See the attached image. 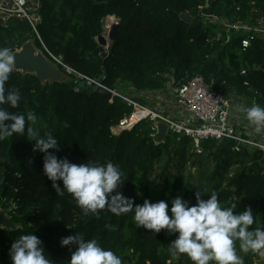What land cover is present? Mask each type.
<instances>
[{
  "label": "trees",
  "instance_id": "1",
  "mask_svg": "<svg viewBox=\"0 0 264 264\" xmlns=\"http://www.w3.org/2000/svg\"><path fill=\"white\" fill-rule=\"evenodd\" d=\"M38 1L41 20L36 28L28 21L10 20L7 27L0 26V47L15 52L34 40L70 80L42 84L35 75L14 70L6 87L20 89L22 101L18 109L5 106L8 111L34 112L41 135L51 131L58 139V150L49 151L60 159L118 164L125 173L118 191L136 204L177 195L195 202L193 192L205 188L218 191L226 203L237 201L238 210L251 205L264 226L262 154L250 152L247 163L244 151L235 150L230 139L206 140L198 154L192 138L173 133L156 143L146 120L131 131L114 135L112 127L132 109L110 92L74 89L82 77L100 80L103 74L102 82L109 88L132 84L139 90L162 87L167 73L176 80L202 75L225 95L233 91L249 94L251 88L259 93L264 106V43L257 41L242 50L239 37L225 44L215 38L219 34L215 25L202 22L207 3V12L244 18L252 3L264 9V0ZM182 13L191 14L193 21L187 24ZM109 16L119 19L120 29L104 57L97 37ZM34 145L26 133L0 141V205L10 209L11 219L19 226L12 231L0 227V264H12V243L29 233L42 240L53 264H66L72 253L61 246V240L80 232L111 249L123 264H191L186 256L173 258L168 252V244L178 234L165 229L155 235L137 228L132 213L115 216L102 210L84 216L71 195H58L52 188L43 168L46 154L33 151ZM198 157H209L213 166L207 179L195 183L192 175L181 172ZM170 159L177 160L175 174L169 173ZM164 164L165 183L160 186L154 175L157 166ZM58 183L63 187L62 180ZM70 247L75 251V246ZM255 257L244 255L245 264H254Z\"/></svg>",
  "mask_w": 264,
  "mask_h": 264
},
{
  "label": "clouds",
  "instance_id": "2",
  "mask_svg": "<svg viewBox=\"0 0 264 264\" xmlns=\"http://www.w3.org/2000/svg\"><path fill=\"white\" fill-rule=\"evenodd\" d=\"M16 66V54L8 47H0V141L25 133L29 141H35L33 151L46 154L43 168L53 182L52 188L58 195H71L84 216L102 210L115 216L132 213L137 228L155 235L165 229L178 234L168 244V252L173 258L186 256L191 264H245L244 255L264 257V226L251 205L238 210L237 201L226 203L218 191L205 188L203 192H193L195 202L183 195L172 198L166 193L170 199L156 202L145 199L136 204L133 198L118 191L125 180L118 164L97 161L78 164L50 152L58 150V139L51 131L41 135L34 112L8 111V107L18 109L22 101L20 89L6 87ZM240 110L258 132L264 130V106L253 102ZM61 180L63 187L58 183ZM209 193V198L204 199ZM61 246L69 247L72 253L66 264H123L122 258L111 249L97 239H86L81 232L63 237ZM70 246H75V251ZM9 256L12 264H53L44 243L34 233L16 238Z\"/></svg>",
  "mask_w": 264,
  "mask_h": 264
},
{
  "label": "built area",
  "instance_id": "3",
  "mask_svg": "<svg viewBox=\"0 0 264 264\" xmlns=\"http://www.w3.org/2000/svg\"><path fill=\"white\" fill-rule=\"evenodd\" d=\"M208 7L209 3L204 7L202 22L218 28L216 39L227 44L233 37H239L242 50L257 41L264 43V9L255 3H252L244 18L237 14L232 17L220 16L207 12ZM39 8L38 0H0V26L7 27L10 20L19 19L28 21L36 28L41 20ZM165 77L164 85L155 90H139L132 84L109 88L100 80L82 78L97 90L121 98L132 109L112 127L114 135L131 131L146 120L150 122L151 137L158 133V125L163 124L167 127L166 137L173 133L192 138L198 154L202 153L201 144L206 140L230 139L235 142V150L259 152L264 161V130L258 132L240 110L250 107L253 102L262 106L257 91L250 88L249 94L233 91L225 95L202 75L183 80H176L170 73Z\"/></svg>",
  "mask_w": 264,
  "mask_h": 264
},
{
  "label": "water",
  "instance_id": "4",
  "mask_svg": "<svg viewBox=\"0 0 264 264\" xmlns=\"http://www.w3.org/2000/svg\"><path fill=\"white\" fill-rule=\"evenodd\" d=\"M181 19L187 24L193 21V16L189 13H182L180 15ZM40 21L37 22L39 24ZM199 26L202 22L199 21ZM120 29V23L116 22L112 25L104 26V31L97 37V42L101 47L102 54L104 57L108 56L109 46L118 34ZM108 34V37L105 35ZM16 54V68L22 74H33L39 78L42 84L60 82L64 83L70 80L69 75L62 70L55 62H53L43 50L36 47L34 40H28L22 47L14 52ZM104 75L100 78L103 81ZM75 90L89 89L96 90V87L89 84L86 79L81 80L77 86L74 87ZM167 127L163 124L158 125V133L153 137L156 143H162L166 139ZM246 156V162L249 163V151L244 150ZM0 227L9 231L16 230L19 226L11 219L10 209H4L0 205Z\"/></svg>",
  "mask_w": 264,
  "mask_h": 264
},
{
  "label": "rangeland",
  "instance_id": "5",
  "mask_svg": "<svg viewBox=\"0 0 264 264\" xmlns=\"http://www.w3.org/2000/svg\"><path fill=\"white\" fill-rule=\"evenodd\" d=\"M116 22H119V19L117 17L114 16V21H110L108 20V18H106L104 20V23L106 26H110ZM108 32L105 34L108 37ZM69 72H72L70 69H68ZM76 76L78 77V75L76 74ZM197 162L195 164L189 163L184 170L181 172V174L183 176H189L192 175V181L195 183H199L201 180L204 181L205 179H207V175L209 173V171L212 168V160L209 157H198ZM201 163H198L199 161H201ZM176 164H177V160L176 159H170L167 167L169 168V173L171 174H175L177 169H176ZM166 167V164L164 165H158L156 172H155V180L157 181V183L162 186L164 185L165 181V173H164V168ZM254 264H264V257H260L259 255H256V257L254 258Z\"/></svg>",
  "mask_w": 264,
  "mask_h": 264
},
{
  "label": "bare ground",
  "instance_id": "6",
  "mask_svg": "<svg viewBox=\"0 0 264 264\" xmlns=\"http://www.w3.org/2000/svg\"><path fill=\"white\" fill-rule=\"evenodd\" d=\"M108 18V20H110V21H114V16H109V17H107Z\"/></svg>",
  "mask_w": 264,
  "mask_h": 264
}]
</instances>
